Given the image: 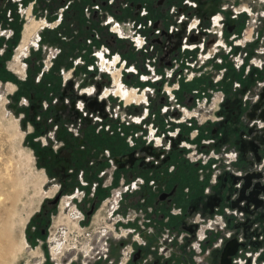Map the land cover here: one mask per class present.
Masks as SVG:
<instances>
[{"label":"built area","instance_id":"obj_1","mask_svg":"<svg viewBox=\"0 0 264 264\" xmlns=\"http://www.w3.org/2000/svg\"><path fill=\"white\" fill-rule=\"evenodd\" d=\"M221 1L223 6L209 16L207 26H201L200 19L193 16L176 27L169 24L164 38H160V30L150 18L140 19L139 23L134 20L132 27L125 30L129 32L127 36L113 16L101 25L113 23L107 31L118 34L119 39L129 40L130 52L144 56L128 62L111 53L108 45H99L98 34L95 35L86 64L88 72H93V82L82 87L78 84L80 80L74 87H82L77 92L79 98L75 105L78 117L72 122L77 126L74 136L81 137L80 122L91 118L93 131L88 138L101 131L109 136L118 135L127 152H111L106 146H94L87 141L86 145L93 151L86 157L88 166H97L96 175L91 179V170L87 172L88 177L79 170L71 192L58 203V212L50 214L46 242L53 247L52 227L60 238L54 255L50 254V264H142L140 248L148 240H152L158 256L151 264H165V259L174 252L186 255L189 264H210L205 257L220 251L230 239L240 245L231 256V264H264V240L256 248L264 237L256 221L257 218L264 221V158L252 168L244 169L236 165L237 152L215 151L213 139L206 138L208 127L222 119L219 111L225 100L222 84L226 82V75L236 73L246 79L254 73L255 86L250 90L256 95L248 90L242 96L243 101L252 100L255 104L259 95L256 91L264 90V80L258 79L264 74V29L259 28L260 17L246 0ZM13 2L18 4L20 0ZM186 2L196 5L192 0ZM21 9L18 4V11ZM141 9V13L146 11ZM239 15L244 18V26L236 34L231 24ZM61 17L62 14L56 25L61 23ZM145 24L156 28L152 36H159L154 42L147 39L150 33L142 34ZM115 25L121 34L113 29ZM53 27L55 24L50 28ZM174 33L180 34L178 45L168 38ZM115 56L117 62L112 65ZM101 57L105 61L103 65ZM78 63L84 64L80 56L73 65ZM72 69L66 72L62 69L61 74L70 75ZM113 73L125 90L143 95L144 99L125 102L114 96ZM202 75L207 77L205 81L192 83ZM181 77H184L183 86L178 84ZM106 78H110V85L97 91L96 84ZM69 80L64 78L62 85L69 86ZM233 80L230 89L236 93L241 89V82ZM87 87L93 88L91 94H86ZM105 89L109 93L103 96ZM156 97L162 102H155ZM90 98L92 107L87 106ZM97 103L100 105L96 106ZM198 137L205 139L193 143ZM171 154H176V161L170 158ZM179 163L187 167L182 169ZM184 178L192 181L185 183ZM173 181L174 185L169 186ZM191 184H196V188L192 189ZM216 185H220L222 196L212 213L197 211L190 216V204L200 196L212 194ZM178 186L187 204L173 200L175 193L160 199ZM98 189L105 194L94 204L91 201ZM82 203L88 209L96 205L86 226L81 225L86 215L78 207ZM112 243L117 248L116 257L112 255Z\"/></svg>","mask_w":264,"mask_h":264},{"label":"rangeland","instance_id":"obj_2","mask_svg":"<svg viewBox=\"0 0 264 264\" xmlns=\"http://www.w3.org/2000/svg\"><path fill=\"white\" fill-rule=\"evenodd\" d=\"M11 1L13 2V0H6V7L0 13V217L4 218L6 208H12L10 231L15 245L14 258H8L6 261L8 264H50L52 246L46 242L48 230L45 237L37 234L42 228L37 224L38 215L42 214L44 207L51 209L46 213L47 220L53 211L58 212V203L65 194L71 192L76 182V173L79 170H83L86 177H88L87 172L91 170V179L95 177L97 170V166H88L86 158L89 152H93L86 145L90 140L89 134L93 131L90 130L91 118L87 117L88 119L80 122V127L83 130L81 137L74 136L77 126L72 123L78 117L75 110L76 101L79 98L77 92L83 86H89L93 82V72H88L86 65L90 60L88 55L92 53V49H90L94 44L92 40L96 39L95 35L98 34L99 45H108L111 53H116L120 58L130 62V60L142 56V53L130 52L127 46V43H130L129 40L119 39L118 34L107 31L113 23L107 26L101 25L107 22L108 17L113 16L127 36L129 32L125 30L132 27L131 23L134 20L139 23L140 19L152 18L148 15L145 16L147 11L141 13L142 9L135 5L134 2H140V0H132V3H129L131 0H50L52 1L50 4L47 3L48 0H22V2H18L22 6L21 12L18 11V4L14 3L15 5H13ZM154 1L144 0L146 5L150 6L155 4ZM140 5L144 7L142 3ZM94 6H98L99 9H92ZM7 7H10L11 10L10 18L7 16L9 14ZM28 8L34 19H43L49 26L38 30L37 46H28L27 52L22 58V62L25 64L24 73L18 74L14 72L15 69H18L15 57L19 50L25 46L27 39L31 37V34L29 36V24L25 25L22 34L23 26L27 22ZM61 8L64 9L63 12L60 11ZM215 9L217 10V8ZM215 9L213 10L215 11ZM91 10H93L92 13ZM60 14H62V21L56 25ZM9 19L12 21L10 22ZM54 24L56 27L50 28ZM98 24L101 27H96ZM143 26L145 28L142 34L150 33L151 37L147 36V39L154 42L155 38L159 36H152L153 30L156 28L147 26V24ZM175 34L178 33H174L173 38H176ZM178 35L180 36V34ZM18 45H20V49L16 51ZM55 49L60 50L59 53H56ZM79 56L84 64L78 63L74 66L73 63ZM71 68L73 69L70 75L61 74L62 69L66 72ZM83 74H85L84 78ZM240 75H237V80H240ZM66 77L71 79L68 83L69 86L62 85V81ZM205 78H207L205 75H202L200 79L194 78L192 83H200V81H205ZM225 78L226 82L222 84V90L225 93L224 103L228 104L235 99V93L230 89L234 77L226 75ZM108 79L110 78L103 79L100 84H96L97 91L110 85ZM183 79L184 77L178 79L179 85L185 84L182 82ZM258 79L264 80V74L258 76ZM80 80L81 82L78 84L82 87L74 89ZM240 81L243 89L238 91V95H240L238 100H241L242 108L246 111L254 104L252 100L243 101L242 96L250 90V87L254 89L256 78H254L253 84L248 78ZM253 89L250 90V94L256 95ZM261 90L256 91L259 94L255 102L258 103L259 114L256 120L258 123L256 138L258 146L264 150V98L261 97L264 90ZM155 100V102L159 100L162 102V99L157 97ZM87 101L90 103L92 99ZM97 105L100 104L97 103ZM66 118L69 121H66ZM246 122H242L240 127L233 123H230L229 126L232 130L235 127L234 129L241 133L242 143L249 144V121ZM96 136L111 138L116 143L119 152L123 149L126 150L118 135L109 136L101 131ZM201 139L205 138L198 137L192 142L199 143ZM213 140L215 141L212 147L215 151L236 150L234 145L228 143L227 139L223 138L219 141L216 136ZM80 146L83 148L80 149ZM249 154L251 153L247 152L246 156H243L241 161H237L236 165L248 169L260 163L264 158V151L259 153L257 159ZM170 158L176 161V154H171ZM179 166L182 169L185 168L181 163L178 164ZM189 170L191 169L189 168ZM191 181L192 178H184L185 183ZM171 185H174V181L169 186ZM190 186L192 189L196 188V184ZM53 190L55 191L53 192ZM212 190V194L200 196L190 204V216L197 211L202 213L208 211V202L212 199L211 196H222L220 185L214 186ZM104 194L102 190L98 189L96 197L91 202L97 204ZM56 196L58 198L55 204H52L51 201ZM172 199L181 204L188 203L180 186L177 187ZM94 204L90 205L89 209L85 208L84 203L78 204V207L86 213L91 206L96 207ZM89 216L84 214L82 226L88 225ZM257 221L259 230L264 233V221ZM228 227L232 228V224H229ZM248 232L249 228L247 227L246 233ZM50 234L54 237L58 235L54 227L51 228ZM233 238H236V235H233ZM263 240L264 237L258 241L256 248L261 247ZM148 241L152 242V240ZM185 246L186 244L180 249ZM203 256L205 257V255ZM262 258L264 259V253ZM205 259H208L210 264H219L217 258H214V254L205 257Z\"/></svg>","mask_w":264,"mask_h":264},{"label":"flooded vegetation","instance_id":"obj_3","mask_svg":"<svg viewBox=\"0 0 264 264\" xmlns=\"http://www.w3.org/2000/svg\"><path fill=\"white\" fill-rule=\"evenodd\" d=\"M20 1L22 2V0H20ZM122 1H126V0H122ZM192 1H194L196 3L195 6L188 5L186 0H155L154 1L155 4L153 6L146 5L144 0H140V2H134V3H135V5L139 6V8H141L140 3H142V6H144L143 8H145L147 11L146 15L150 16L153 20V25L155 27L159 28L160 34H161L160 38H164L167 36L169 24H173V26L176 27L177 24H180L183 21L187 23L189 20H191V18L193 16L200 19L201 26H203V27L207 26L208 25L207 19H209V16L218 13L220 6H223V2L221 0H192ZM5 2H6V0H0V13H2L3 8L6 7ZM51 2L52 1H50V0L47 1L48 4H50ZM132 2H133L132 0L129 1V3H132ZM12 3H13V5H15L14 2H12ZM246 3L251 4V7L254 9L257 16L260 17L259 28L264 29V4H263L264 0H246ZM215 8H217V10ZM7 9L9 10V15H10V13H11L10 7H7ZM213 9H215V11ZM27 11H28L27 22L23 26L22 34L24 32L25 25L29 24L31 21H35L38 24V26L31 33V37L28 38L26 41V44L24 46L26 48L25 49L26 52H27V49L29 46V42L33 43V41H35V39L38 38V33H37L38 30L47 26V22L44 21L43 19H40V20L34 19L32 17V15L30 14L29 8ZM260 12H263V14H260ZM231 25L233 26L232 30H234V32L236 34H239V32L241 31V29L244 26L243 16L239 15L234 21H232ZM113 29H116V31L120 32L118 30L119 29L118 25L117 26L115 25L113 27ZM120 34H121V32H120ZM178 34H175L176 38H173L174 34L169 35L168 38L173 43L177 44L179 39H180V36ZM31 45H33V44H31ZM116 62H117V57L115 56L113 58V60L111 61V64L115 65ZM233 77H234V79H237L236 78L237 74L233 73ZM114 78H117L115 73H113V84H114ZM117 82H119L121 85V82L119 81L118 78H117ZM114 88H115V85H113V88H111V90H113ZM87 89H91V92H92V87H90V88L87 87L85 89V92ZM105 90L108 91L107 92V94H108L109 90L108 89H105ZM238 93L239 92L235 93V99L232 100V102H230L228 104L223 103V105L220 108L221 111H219L221 116H222V119L219 122L208 127V132H207L206 136L211 137L212 139H214L217 136L219 138V141L223 140V138L227 139L228 143L234 145V148H236V150H234V151L237 152V161H241L242 157L245 156L247 152L251 153V154H249V155H251V157H253V158L255 157L257 159L259 156V153L264 151L262 148H260L258 146L257 138H256V134H257L256 129L258 126L257 125L258 123L256 122V120L258 119V116H259V114H258V103H255L253 106L249 107L246 111H244V109L242 108L241 100H238L239 99L238 97L240 96V95H238ZM86 94H88V93L86 92ZM134 94H135V97L133 99H137V100L144 99L143 95H137V93H135V92H134ZM113 95L117 96L114 93H113ZM261 97L264 98V94H262ZM66 119H67L66 121H69L68 118H66ZM245 121H247V122L249 121V123L252 121L251 124H249V136H250L249 141H248L249 144L242 143L240 140L241 133H239L236 129H234L235 127L232 130L229 126L230 123H233V125L236 124L237 126L240 127V126H242V122H245ZM214 141L215 140H213L212 145H214ZM123 152H127V150H123ZM128 162H129V164H131L130 160ZM185 166L187 167V165H185ZM173 188L174 187H172V189ZM171 190L168 193H170ZM176 190L177 189L174 188L171 195H173L176 192ZM54 191L55 190H53V192ZM168 193H166V194H168ZM50 210H51L50 208L44 207L42 214L38 215L37 224H38V226L41 225V227H42L39 230V232L37 233V234H39L38 236L45 237V235L47 233V230H48L47 216L48 215H46V213H48ZM55 239H59V238H55ZM224 245H223V247H224ZM239 246L240 245H238V247ZM223 247L221 248L220 251H214L213 253H211V254H214V258H217L218 263H219V258H220V254H221ZM164 263L168 264V262H166V261H164ZM230 264H231V257H230Z\"/></svg>","mask_w":264,"mask_h":264},{"label":"bare ground","instance_id":"obj_4","mask_svg":"<svg viewBox=\"0 0 264 264\" xmlns=\"http://www.w3.org/2000/svg\"><path fill=\"white\" fill-rule=\"evenodd\" d=\"M38 26V24L35 22V21H31L29 23V36L31 34V32H33V30ZM120 31V29H119ZM37 39H35V41H33V43H30L29 42V45L33 44V46H37ZM39 41V40H38ZM20 45L17 47V51L20 49L19 48ZM22 48V47H21ZM26 48L23 47L22 50H19V52L17 53L16 57H15V62H16V66L18 67V69H15V73H18V74H23L24 73V66L25 64L22 62V58L25 56V53H26ZM100 64L103 65L104 64V59L103 57L100 58ZM10 84V83H9ZM114 85H115V88L112 90L113 93L117 96H119L120 98L124 99L125 102H130L134 97H135V94L134 92L132 91H129V90H125L119 82H117V78H114ZM93 89V88H92ZM86 92L88 94L91 93V89H87ZM107 90H105L103 92V96H105L107 94ZM0 184H1V181H0ZM5 214H4V218L0 217V223L2 224V226L0 227V264H8L7 263V259L10 258V259H13L14 256H13V252L15 251V245L12 241V235H11V231H10V225L12 223L11 221V216H12V208H6L5 209ZM55 238H59V237H54L52 239V241H54V245L52 247V253L51 255H54V248H57L58 247V242H59V239H55Z\"/></svg>","mask_w":264,"mask_h":264},{"label":"crops","instance_id":"obj_5","mask_svg":"<svg viewBox=\"0 0 264 264\" xmlns=\"http://www.w3.org/2000/svg\"><path fill=\"white\" fill-rule=\"evenodd\" d=\"M247 78L249 79L250 82L252 81V84H253V81H254V73L253 74H250ZM241 79H243L242 78V75H240V80ZM242 89L243 88H242V84H241L240 91ZM257 220H260L261 222L263 221L260 218H257L256 221ZM111 248H112V255H113V257H116V253H117L116 245L114 243H112L111 244ZM140 255H141V263L142 264H151L152 261H154V260H156L158 258V256L156 255V253L154 251L153 243L150 242V241H148L147 244L144 247H141L140 248ZM165 261L168 262V264H181V263H183V264H189L186 255H183L181 253L176 254L175 252L173 254H171L168 258H166Z\"/></svg>","mask_w":264,"mask_h":264},{"label":"water","instance_id":"obj_6","mask_svg":"<svg viewBox=\"0 0 264 264\" xmlns=\"http://www.w3.org/2000/svg\"><path fill=\"white\" fill-rule=\"evenodd\" d=\"M93 104V101L90 102ZM88 103V107H92V104ZM244 153V152H243ZM245 154V153H244ZM246 183H248V180L246 181ZM173 189L171 190L170 193L168 194H163L162 196H160V199H164L165 197H167L168 195L172 194ZM58 196H56L51 203L55 204L56 200H57ZM211 200L208 202V211H203V214H208L210 215L212 213V208L214 205H216L219 201V196L215 195V196H211ZM93 210V206H91L90 210L86 212V215H90L91 212ZM238 243L236 242L235 239H231L229 241L226 242V244L224 245L221 254H220V258H219V264H230V257L232 255L235 254L236 249L238 247Z\"/></svg>","mask_w":264,"mask_h":264},{"label":"trees","instance_id":"obj_7","mask_svg":"<svg viewBox=\"0 0 264 264\" xmlns=\"http://www.w3.org/2000/svg\"><path fill=\"white\" fill-rule=\"evenodd\" d=\"M88 143L94 146H106L111 150V152H119L117 151V147H115L113 140L105 136L92 137V139L88 140Z\"/></svg>","mask_w":264,"mask_h":264}]
</instances>
